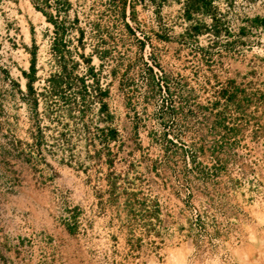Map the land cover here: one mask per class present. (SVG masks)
Returning a JSON list of instances; mask_svg holds the SVG:
<instances>
[{
	"label": "rangeland",
	"instance_id": "374dc122",
	"mask_svg": "<svg viewBox=\"0 0 264 264\" xmlns=\"http://www.w3.org/2000/svg\"><path fill=\"white\" fill-rule=\"evenodd\" d=\"M191 1L0 0L15 264H264V0Z\"/></svg>",
	"mask_w": 264,
	"mask_h": 264
},
{
	"label": "trees",
	"instance_id": "16d2710c",
	"mask_svg": "<svg viewBox=\"0 0 264 264\" xmlns=\"http://www.w3.org/2000/svg\"><path fill=\"white\" fill-rule=\"evenodd\" d=\"M39 1H40L41 3H44V4L47 5V0H34V4L37 6L38 9H40L44 14L47 15L49 21L56 23V21H55V19H54V16H53L52 14H50L49 12H47V11L45 10V8H43V6L38 5ZM125 1H126V0H124V2H125ZM208 1H209V0H192L191 3H190V5H191V6H196V5H198V4H197V2H198V3H201L202 5L205 6V5H207ZM131 2H132V1H130V4H131ZM123 4H124V3H123ZM132 6H133V5H132ZM132 12L135 13L134 8L132 9ZM122 13H123V15L125 14L124 8H123V10H122ZM187 13H189V12H187ZM254 20H256V21H260V23L264 24V18H258V17H256ZM56 25H57V23H56ZM127 26L131 29L130 24H129L128 22H127ZM194 27L197 28V26H194ZM33 52H34V51H33ZM32 55H33V54H32ZM33 71H34V60H33V57H32V58H31V63H30V73H32ZM23 74H24L25 77L27 78V82H26V86H27V88H28L30 91H32L33 87L31 86V83H30V80H31V78H32L31 75L28 74V73H26V72H23ZM112 131H113V130H112Z\"/></svg>",
	"mask_w": 264,
	"mask_h": 264
},
{
	"label": "crops",
	"instance_id": "0c3cea01",
	"mask_svg": "<svg viewBox=\"0 0 264 264\" xmlns=\"http://www.w3.org/2000/svg\"><path fill=\"white\" fill-rule=\"evenodd\" d=\"M6 241H4L3 238L0 239V258L6 259L4 261L5 262L8 261V264H15L16 262L13 259L16 258V254H15L16 250H14L16 247L12 248L10 241H7V242ZM9 258L12 260H10Z\"/></svg>",
	"mask_w": 264,
	"mask_h": 264
}]
</instances>
